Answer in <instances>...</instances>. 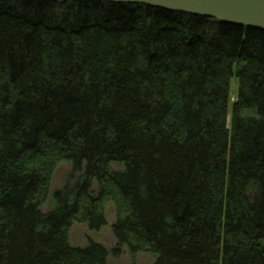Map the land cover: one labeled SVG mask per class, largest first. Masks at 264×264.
Returning <instances> with one entry per match:
<instances>
[{"label": "trees", "instance_id": "trees-1", "mask_svg": "<svg viewBox=\"0 0 264 264\" xmlns=\"http://www.w3.org/2000/svg\"><path fill=\"white\" fill-rule=\"evenodd\" d=\"M110 202L115 248L71 245ZM124 246L155 264H264V30L0 0V264H107Z\"/></svg>", "mask_w": 264, "mask_h": 264}, {"label": "rangeland", "instance_id": "rangeland-1", "mask_svg": "<svg viewBox=\"0 0 264 264\" xmlns=\"http://www.w3.org/2000/svg\"><path fill=\"white\" fill-rule=\"evenodd\" d=\"M232 89L233 100L238 89V81L236 78L232 79ZM70 171V163L60 162L58 164L52 179L51 196L43 206L44 211H49L54 207L55 200L53 198V193L63 188ZM94 187H97V184H95ZM107 218V225L99 231L91 230L85 223L74 222L69 234L70 244L75 247H84L88 245L90 241H94L103 244L112 251L117 243L112 229L116 220V211L112 202L107 204ZM155 259L156 258L152 253L139 252L133 254L127 247L124 246L121 254L114 255L113 252L110 253L107 264H155Z\"/></svg>", "mask_w": 264, "mask_h": 264}, {"label": "water", "instance_id": "water-1", "mask_svg": "<svg viewBox=\"0 0 264 264\" xmlns=\"http://www.w3.org/2000/svg\"><path fill=\"white\" fill-rule=\"evenodd\" d=\"M144 3L264 30V0H104Z\"/></svg>", "mask_w": 264, "mask_h": 264}]
</instances>
